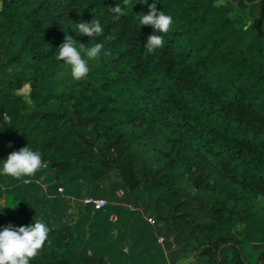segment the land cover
Here are the masks:
<instances>
[{
    "label": "trees",
    "instance_id": "trees-1",
    "mask_svg": "<svg viewBox=\"0 0 264 264\" xmlns=\"http://www.w3.org/2000/svg\"><path fill=\"white\" fill-rule=\"evenodd\" d=\"M0 2V169L30 146L56 186L117 173L200 264H264L253 247L264 244V0ZM152 3L173 18L167 34L139 23ZM94 19L103 34L81 35ZM152 34L164 44L147 53ZM66 35L103 45L86 79L58 58ZM8 186L0 230L41 220L36 200ZM45 223L30 264H111L78 249L73 227Z\"/></svg>",
    "mask_w": 264,
    "mask_h": 264
},
{
    "label": "crops",
    "instance_id": "crops-1",
    "mask_svg": "<svg viewBox=\"0 0 264 264\" xmlns=\"http://www.w3.org/2000/svg\"><path fill=\"white\" fill-rule=\"evenodd\" d=\"M109 176L107 181L79 180L58 186L40 170L34 174V179H29V186L23 185L21 179L8 186L7 177L0 180V213L7 201L4 192L8 186L17 192H27L36 200L41 221L53 227H73L78 249L86 248L90 254L104 255L111 264H200L194 246H188L184 236L167 233L158 223L151 225L147 221L144 224L137 213L143 214L150 208L145 198L135 199L130 195L116 173ZM87 197L105 199L108 204L95 210L84 203ZM127 208L133 213H128ZM161 238L164 242H160ZM253 247L259 253L264 244Z\"/></svg>",
    "mask_w": 264,
    "mask_h": 264
},
{
    "label": "clouds",
    "instance_id": "clouds-1",
    "mask_svg": "<svg viewBox=\"0 0 264 264\" xmlns=\"http://www.w3.org/2000/svg\"><path fill=\"white\" fill-rule=\"evenodd\" d=\"M130 0H123L127 6ZM148 4V0H143ZM110 11L115 19L125 14L124 9L117 4ZM139 23L142 26H151L155 33L167 34L173 24V18L163 11H158L155 3L149 5L147 14L139 15ZM78 32L81 35L93 38L103 34V27L98 19L91 23L77 24ZM164 44V35L152 34L147 37L144 46L147 53H153ZM79 45V47H77ZM103 50V45L96 43L91 47L77 43L71 36L66 35L64 42L59 46L58 58L71 68V76L74 80L86 79L89 72V60L97 58ZM84 53L82 56L81 53ZM87 57L85 59L84 57ZM11 143L9 147H11ZM46 167L42 154L34 151L30 146L22 147L18 151L11 152L0 169V174L11 176L16 179L33 176L39 169ZM25 184L30 183L24 179ZM50 228L41 220L35 219L34 223L27 226H15L9 224L0 230V264H30L32 258L36 257L40 250L49 240Z\"/></svg>",
    "mask_w": 264,
    "mask_h": 264
},
{
    "label": "rangeland",
    "instance_id": "rangeland-1",
    "mask_svg": "<svg viewBox=\"0 0 264 264\" xmlns=\"http://www.w3.org/2000/svg\"><path fill=\"white\" fill-rule=\"evenodd\" d=\"M231 1H233V2H236V0H231ZM1 6H2V4H1V2H0V9H1ZM233 19H235L237 22H242V20H241V18H239L237 15H233ZM23 93H25V94H28V92H29V87L28 86H26L24 89H23V91H22ZM9 142H7V146L9 147ZM117 174V173H116ZM118 175V174H117ZM110 178V176L109 177H105L104 179H102V181H107L106 179H109ZM24 179H34V175L33 176H31V177H23V178H21V182L22 183H24L23 182V180ZM120 181H121V179H120ZM104 183V182H103ZM121 183H122V185L123 186H125L124 185V183L121 181ZM23 185H28L29 186V183L28 184H23ZM111 188V190L113 191V185L110 187ZM125 189H126V187H125ZM96 192V191H95ZM92 194H95V193H92ZM110 194V193H109ZM112 198H113V195H112ZM133 208V207H132ZM126 211L128 212V213H133V210L130 208V209H126ZM144 213L143 214H141V213H137V214H139V217H141V219L142 220H144L145 222H144V224L145 223H147V220H148V218L149 217H153V211H152V209H145L144 211H143ZM141 220V221H142ZM146 226V225H145ZM157 227H159V225L157 226ZM168 233V232H167ZM259 252H264V247H263V250L262 251H259ZM255 253L257 254L258 253V250H255Z\"/></svg>",
    "mask_w": 264,
    "mask_h": 264
},
{
    "label": "built area",
    "instance_id": "built-area-1",
    "mask_svg": "<svg viewBox=\"0 0 264 264\" xmlns=\"http://www.w3.org/2000/svg\"><path fill=\"white\" fill-rule=\"evenodd\" d=\"M60 191H63V189H60ZM84 203L86 205L92 206L95 210H101V209L105 208L108 204L105 199H95V198H91V197L85 198ZM147 221L151 225L157 224V220L155 217H149ZM160 242H164V238H161Z\"/></svg>",
    "mask_w": 264,
    "mask_h": 264
}]
</instances>
